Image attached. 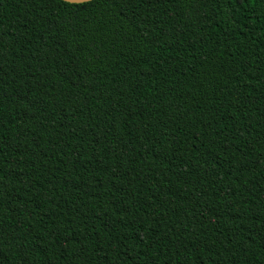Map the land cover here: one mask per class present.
I'll list each match as a JSON object with an SVG mask.
<instances>
[{
    "label": "trees",
    "instance_id": "obj_1",
    "mask_svg": "<svg viewBox=\"0 0 264 264\" xmlns=\"http://www.w3.org/2000/svg\"><path fill=\"white\" fill-rule=\"evenodd\" d=\"M0 264H264V0H0Z\"/></svg>",
    "mask_w": 264,
    "mask_h": 264
},
{
    "label": "water",
    "instance_id": "obj_2",
    "mask_svg": "<svg viewBox=\"0 0 264 264\" xmlns=\"http://www.w3.org/2000/svg\"><path fill=\"white\" fill-rule=\"evenodd\" d=\"M67 3H72V4H80V3H85V2H89L92 0H61Z\"/></svg>",
    "mask_w": 264,
    "mask_h": 264
}]
</instances>
